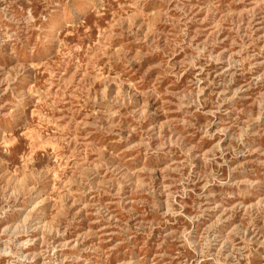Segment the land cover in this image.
<instances>
[{
  "label": "rangeland",
  "instance_id": "rangeland-1",
  "mask_svg": "<svg viewBox=\"0 0 264 264\" xmlns=\"http://www.w3.org/2000/svg\"><path fill=\"white\" fill-rule=\"evenodd\" d=\"M0 264H264V0H0Z\"/></svg>",
  "mask_w": 264,
  "mask_h": 264
},
{
  "label": "bare ground",
  "instance_id": "bare-ground-1",
  "mask_svg": "<svg viewBox=\"0 0 264 264\" xmlns=\"http://www.w3.org/2000/svg\"><path fill=\"white\" fill-rule=\"evenodd\" d=\"M36 205V204H35Z\"/></svg>",
  "mask_w": 264,
  "mask_h": 264
}]
</instances>
